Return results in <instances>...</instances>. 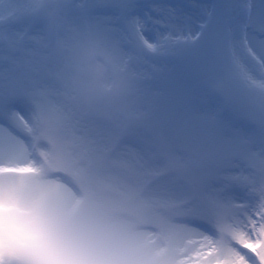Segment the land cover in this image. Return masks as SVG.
Listing matches in <instances>:
<instances>
[{"label": "rangeland", "instance_id": "obj_1", "mask_svg": "<svg viewBox=\"0 0 264 264\" xmlns=\"http://www.w3.org/2000/svg\"><path fill=\"white\" fill-rule=\"evenodd\" d=\"M13 1L18 2L16 11L8 10L9 14L0 18V27L12 19L19 23L14 32L0 31V116L25 131L17 114L32 122L36 105L27 97L41 96L40 76L49 63L54 64L58 72L55 87L60 95L44 97L48 114L42 136L56 135L55 140L60 138L61 143L56 155L49 152L45 156L52 166L75 178L83 188L87 201L83 211L117 231L149 225L162 233L165 225L172 224L169 215L175 213L183 219L191 217L192 229L209 235L206 228L194 226L200 223L207 230L212 227L217 231L227 217L239 220L248 215L240 210H255L257 190L252 187L249 189L254 201L241 205L247 202L243 194L249 187L247 174L241 168L246 163L249 170V159L264 151V6L257 7L264 0H215L211 9L209 4L197 1L183 0V5L169 6L147 0L148 9L151 8L142 9L143 17L137 21L126 15L135 9L137 0H81L76 6L64 0ZM95 6L123 10L131 33L130 43L137 51L127 54L133 57V63L145 60L142 52L148 54L149 44L166 51L144 66L125 65L126 53L115 51L120 50L118 32L111 30L103 38L96 34L99 23L113 29L114 19L88 18L87 9ZM73 11H77L73 14V26L66 27ZM31 16L45 18L47 26L58 31V40L48 42L43 30L38 29L40 39L35 44L21 41L24 20ZM205 20L207 26L200 38H185L189 34L194 36L196 24ZM139 28L154 32L146 36ZM69 34L99 40L122 63L127 76L122 102L84 111L89 117L86 127L100 137L101 148H113L116 134L124 132L126 143H131L144 157L151 173L134 171L121 150L107 153L106 160V155H85L71 138L65 112L58 104L62 81L65 83L67 76L65 59L58 48L63 44L60 38ZM169 57L179 66L170 65ZM147 69L154 74L149 75ZM206 87H213L225 97L232 121L214 120L212 110L203 104ZM11 97L15 99L10 102ZM202 105L205 111H201ZM13 106L19 110L12 109ZM55 116L59 117L55 119L56 125ZM248 119L258 129L254 139L241 132L239 124ZM68 143L78 152L72 164L61 156ZM70 151L65 153L68 159ZM150 176H161L169 188L139 193Z\"/></svg>", "mask_w": 264, "mask_h": 264}, {"label": "clouds", "instance_id": "obj_2", "mask_svg": "<svg viewBox=\"0 0 264 264\" xmlns=\"http://www.w3.org/2000/svg\"><path fill=\"white\" fill-rule=\"evenodd\" d=\"M58 48L65 59L66 81L58 103L65 113L102 109L122 102L127 76L122 63L97 39L69 34ZM48 105H36L31 145L42 140ZM42 161L38 163L37 158ZM51 160L39 153L0 168V256L4 264H250L229 252L223 258L206 234L178 226L164 235L147 230L119 233L83 211V200H61L38 183ZM23 170V171H21ZM258 210L264 214V205ZM220 242L231 244L264 264V224L253 235L221 224Z\"/></svg>", "mask_w": 264, "mask_h": 264}, {"label": "snow or ice", "instance_id": "obj_3", "mask_svg": "<svg viewBox=\"0 0 264 264\" xmlns=\"http://www.w3.org/2000/svg\"><path fill=\"white\" fill-rule=\"evenodd\" d=\"M58 79V72L53 63H49L44 71L42 72L39 80V89L41 96L39 98L34 96H29L27 99L35 105L44 102V97L52 98L53 95L57 94L58 89L55 87V82ZM15 98H9V101H13ZM68 121V131L71 138L79 146V150L85 155L89 153H94L97 156L106 155L111 151L112 147H100V137L97 136L92 130L86 127L88 122V115L84 112H73L66 113ZM17 118L23 123L25 129H30L32 127L31 123L24 121L22 116L17 114ZM21 147L19 150L5 149L0 151V160L3 158H15L17 154L23 149L25 152L30 150L31 141L29 143L20 142ZM121 155L129 163V165L137 173L143 174L145 172L151 173L148 169V163L139 153L131 149L121 150ZM264 151L254 154L249 159V171L245 178L246 183L249 187L256 189V199L257 203L253 206L254 211L245 208L240 210L241 212H247L248 215H242L239 220L234 219L232 216L226 218L223 223L227 227L236 228L239 226L240 229L245 231L249 235H253L255 230L264 224V214H262L258 208L264 205ZM162 199V198H161ZM164 200V199H162ZM212 241V245L217 248L218 255L223 258L229 252H235L239 255L246 256L250 264H256L254 257L248 253L243 252L241 249L235 248L231 244H224L220 242L218 232L216 235H207Z\"/></svg>", "mask_w": 264, "mask_h": 264}, {"label": "bare ground", "instance_id": "obj_4", "mask_svg": "<svg viewBox=\"0 0 264 264\" xmlns=\"http://www.w3.org/2000/svg\"><path fill=\"white\" fill-rule=\"evenodd\" d=\"M31 1H33V0H29V3L31 2ZM24 2H25V0H24ZM258 2V1H257ZM17 4H18V2L16 3L15 1H13V2H11V0H0V18H3L4 17V13L5 14H9L8 13V10H11V9H14L15 11H16V9H17ZM258 4L259 5H257V7H258V9H261L262 8V6H264V5H262V4H264L263 2H258ZM158 6H160V5H158ZM143 7H146V5H144ZM4 10V11H3ZM197 12L195 11V14H196ZM74 16L73 17H70V18H68V23H67V25H66V27H70V26H73V25H71V23H73L74 22ZM100 18H102V17H100ZM103 19H106V18H103ZM13 21V19L12 20H10V21H8V22H10V24H11V22ZM6 23V22H5ZM101 25V26H100ZM152 25V24H151ZM12 26L10 25V26H7V28H6V30H9V31H15V30H12ZM111 30H113V32H116V30L113 28H110V27H106V26H103V24L102 23H99L97 26H96V28H95V32H96V34H98L100 37H102L103 35H105V33H108V32H111ZM140 31L142 32L143 31V34L144 35H148V34H151V33H153L154 31H152V30H147V29H140ZM165 35V34H164ZM140 36V35H139ZM40 36H37V34L35 35V36H33L32 37V39L30 40V41H32L33 43L35 42V40H37V38H39ZM103 38V37H102ZM142 37L140 36L139 37V39H141ZM264 43V42H263ZM155 49V48H154ZM116 51V53L117 54H119V53H121V51L120 50H115ZM0 133L2 134L3 133V131H2V129L0 128ZM12 143H15V147H13L12 149H15V150H19V148H20V146H19V144L18 143H16L15 141H13L12 140V138H9V137H6L5 139H2L1 140V144H4V145H6L8 148H11V147H9V145L10 144H12ZM246 148H248V147H246ZM248 150V149H247ZM40 183H42V184H47V183H49V182H40ZM53 186V185H52ZM49 187L50 189H51V194H53V195H57V197H58V199H61V200H68L69 198H67V196L65 195V194H63L62 192H59V190L55 187V186H53V187ZM57 186L58 187H60V188H62V190L63 191H65L66 189L61 185V184H57ZM68 191V190H67ZM58 192H59V194H58ZM174 227V225H165V228H164V234H166V233H168L169 231H171L172 230V228ZM181 227V226H180ZM117 231V230H116ZM117 232H119V233H126V232H130L129 230H126V229H120V230H118Z\"/></svg>", "mask_w": 264, "mask_h": 264}]
</instances>
